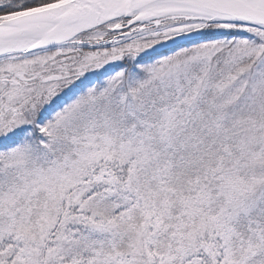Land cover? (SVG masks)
Masks as SVG:
<instances>
[{
	"label": "snow or ice",
	"instance_id": "1",
	"mask_svg": "<svg viewBox=\"0 0 264 264\" xmlns=\"http://www.w3.org/2000/svg\"><path fill=\"white\" fill-rule=\"evenodd\" d=\"M0 264H264V0H0Z\"/></svg>",
	"mask_w": 264,
	"mask_h": 264
}]
</instances>
